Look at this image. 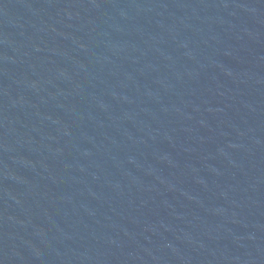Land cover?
Segmentation results:
<instances>
[{"label":"water","instance_id":"obj_1","mask_svg":"<svg viewBox=\"0 0 264 264\" xmlns=\"http://www.w3.org/2000/svg\"><path fill=\"white\" fill-rule=\"evenodd\" d=\"M0 264H264V0H0Z\"/></svg>","mask_w":264,"mask_h":264}]
</instances>
